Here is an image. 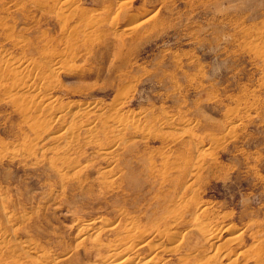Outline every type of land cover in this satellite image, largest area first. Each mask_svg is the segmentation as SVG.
Returning a JSON list of instances; mask_svg holds the SVG:
<instances>
[{
	"label": "rangeland",
	"instance_id": "1",
	"mask_svg": "<svg viewBox=\"0 0 264 264\" xmlns=\"http://www.w3.org/2000/svg\"><path fill=\"white\" fill-rule=\"evenodd\" d=\"M65 1L0 0L2 264H102L129 223L142 264H264V0Z\"/></svg>",
	"mask_w": 264,
	"mask_h": 264
},
{
	"label": "bare ground",
	"instance_id": "2",
	"mask_svg": "<svg viewBox=\"0 0 264 264\" xmlns=\"http://www.w3.org/2000/svg\"><path fill=\"white\" fill-rule=\"evenodd\" d=\"M60 2H61V0H60ZM58 3V2H57ZM125 3H127V1L126 0H120V4L121 5H123V7L125 6L124 4ZM62 4V3H61ZM63 4L65 5V7L67 6V4H68V0L67 1H65V2H63ZM62 4V5H63ZM120 5V6H121ZM119 6V7H120ZM62 11V10H61ZM65 13V12H64ZM65 22V21H64ZM8 66H11L14 70H18V69H20V71H19V73L20 72H24L25 71V69H26V67H27V65H25V63H23V62H21L20 60H18V61H12V62H10V63H8L7 64ZM58 68H60L58 65H57V63H55L54 64V67L52 68V71L54 72V71H58L57 69ZM51 69V68H50ZM49 71V70H48ZM51 72V71H50ZM52 73V72H51ZM54 74V73H53ZM53 74H51V75H53ZM43 76V75H42ZM45 82V81H44ZM46 83V82H45ZM41 87V86H40ZM44 87V86H43ZM42 87V88H43ZM32 88V87H31ZM28 91H29V89H28ZM32 91V90H31ZM37 91V90H36ZM44 93V89H39L37 92H36V95L34 96V100H36V102L37 103H39V105H41L40 107H43V108H45L46 110H50V108H51V103L50 102H48L45 98H46V96L43 94ZM32 100H33V98H32ZM31 100V101H32ZM35 102V101H34ZM87 106V105H86ZM95 106V105H94ZM93 106V104H92V107H90L89 108V110L88 111H86V112H92L91 110H93L95 107L97 108V106H95L94 107ZM87 107H89V106H87ZM84 108H86L85 106H84ZM83 108V109H84ZM60 110V109H59ZM86 110V109H85ZM25 111V110H24ZM83 111V110H82ZM94 111H96V110H94ZM59 112V111H58ZM57 112V113H58ZM118 112V111H117ZM60 114H62L63 113V111H62V113H61V111L59 112ZM57 114V115H59V116H57V120H60L61 118H62V115H60V114ZM119 113V112H118ZM84 114H85V112H84ZM87 114V113H86ZM89 115V114H88ZM113 115L114 116H112V117H116L115 116V114L113 113ZM118 115V114H117ZM86 116V115H85ZM56 119V118H55ZM97 119V118H96ZM132 121V120H131ZM115 123H120V125H117V127H119V126H125V127H131L133 124H132V122H131V125H130V122L129 121H117V122H115ZM115 123H114V125H115ZM85 124V123H84ZM79 124V125H77L76 127H73V128H76L75 130H80L79 132H82L84 135H90V134H92L93 133V131H94V126H92V125H87V124ZM73 126V125H72ZM75 126V125H74ZM120 128V127H119ZM113 129H116V128H113ZM128 129H131L132 130V127L131 128H128ZM74 129H72V131H73ZM116 130H118V128L116 129ZM121 130V129H120ZM119 130V131H120ZM74 132V131H73ZM76 132V131H75ZM74 132V133H75ZM74 133H72V132H70V131H68V133H67V136H68V138L69 139H73V140H75L74 138H76V135H73ZM81 133V134H82ZM120 133H122V132H120ZM117 134H118V132H117ZM75 136V137H74ZM85 137V136H84ZM87 138H88V136H86ZM91 137V135L89 136V138ZM72 140V141H73ZM71 141V140H70ZM111 147H109L108 149L109 150H111V149H113V148H111ZM108 152V154H109V151H107ZM102 154V153H101ZM104 154H106V153H104ZM162 159V158H161ZM112 163V162H111ZM200 213H206V208L204 207V206H200ZM173 214V213H172ZM175 214V213H174ZM178 215V214H177ZM179 216V215H178ZM173 217H176V215L175 216H173ZM170 218L172 219V217L170 216ZM177 218V217H176ZM6 219V218H5ZM174 221H175V218H174ZM177 221V220H176ZM93 224L94 223H92V222H88V223H86L85 224V226H84V231H92L93 229H94V226H93ZM9 225V224H8ZM98 225H101V226H104V228H107L108 226H107V224H105V223H103V221H99L98 222ZM135 225V224H134ZM134 225H133V223H129V225H128V227H126L125 229H124V235H123V241L125 240V241H127V243H129L130 242V244L129 245H125L126 247L123 249L122 247V249L123 250H119L118 248H119V246L118 247H116L117 245H119V244H117L116 246H112V247H110L109 249H108V255H107V257L104 259V260H102V264H142L143 263V261H142V263L139 261V260H137V261H134L133 260V258L131 259L130 258V255L132 254V253H129V251L130 250H132V249H134L135 247H145L146 245L148 246H150V244H149V242H150V240H147V238L146 239H144L143 241H141L139 244H135V239L136 238H138V237H140L141 235H138V233H137V235H136V230L138 229H136L135 227H134ZM137 227V226H136ZM198 228L201 230V229H203V230H205V232H208L207 233V236H206V238L204 239V241L206 242V243H209L210 245H213L217 240H216V233H215V230L213 229V227L209 224V223H207V222H198ZM3 229V228H2ZM110 229H112V228H108V230H110ZM12 230V229H11ZM10 230V231H11ZM107 230V229H106ZM230 230V227L228 226V228H227V231H229ZM2 231V230H1ZM97 230H95V231H93V232H96ZM100 231V230H99ZM100 233V232H99ZM168 233V234H167ZM94 234H97V233H94ZM153 234V233H152ZM155 234H156V232H155ZM158 235H159V233H158ZM171 235H173V233L172 232H166V234H164V235H162L161 234V236H160V239H162L163 237H166L167 239V242H168V240H169V242L171 241L170 239H172L171 237ZM5 236V235H4ZM95 236H97V238H98V236L99 235H95ZM156 236V235H155ZM175 236H176V234H175ZM3 237V236H2ZM2 237H0V239L2 238ZM4 238V237H3ZM2 238V239H3ZM174 238V237H173ZM1 239V240H2ZM237 239V237L236 236H231L230 238H228V241L229 242H232V241H234V240H236ZM173 240V239H172ZM120 241V240H119ZM135 241V242H134ZM5 242V241H4ZM28 241H26V242H24V243H22V245H20L19 246V248L18 249H21V250H26V251H31V248H33V246H31V244L30 243H27ZM225 242H227V241H225ZM20 243V244H21ZM228 243V242H227ZM115 244V243H114ZM3 244L0 242V264H2V262H1V258H2V256H3V254L5 253L4 251H7L6 249V246H2ZM7 245V244H6ZM122 245H123V243H122ZM121 245V246H122ZM173 245V244H172ZM8 246V245H7ZM10 246V245H9ZM120 248V249H121ZM152 248H153V250H152ZM164 247H162V246H160L159 247V245H155V247H150L149 249L150 250H152L150 253H152L146 260L143 258V260H145V264H155V258H156V256H158V253L162 250H164L163 249ZM13 250V252L15 251L14 250V248L12 247V246H10L9 248H8V250ZM166 249V248H165ZM33 250V249H32ZM167 250V252L169 251V253H173L174 251H176V246H172L171 248L169 247V249L167 248L166 249ZM165 250V251H166ZM161 251V252H162ZM217 253V252H216ZM220 254H222V253H220ZM229 254V253H228ZM141 256V255H140ZM227 256V254H224V255H219V257H220V259H219V262H222L225 258H228V257H226ZM4 257V256H3ZM137 257V256H136ZM139 257V256H138ZM215 257H216V254H215ZM214 258V257H213ZM134 259H136L135 257H134ZM139 259V258H138ZM142 259V258H141ZM157 259V258H156ZM208 259V258H207ZM3 260H4V258H3ZM5 260H7L6 258H5ZM41 260H42V257H41ZM209 260H210V258H209ZM209 260H205L202 264H211V263H213V264H215V259H212L211 261L212 262H209ZM157 262V261H156ZM4 263V262H3ZM158 264V263H157ZM198 264V263H197Z\"/></svg>",
	"mask_w": 264,
	"mask_h": 264
}]
</instances>
